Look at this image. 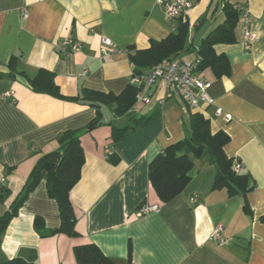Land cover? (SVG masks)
<instances>
[{"label": "crops", "instance_id": "crops-1", "mask_svg": "<svg viewBox=\"0 0 264 264\" xmlns=\"http://www.w3.org/2000/svg\"><path fill=\"white\" fill-rule=\"evenodd\" d=\"M192 1L187 15L191 50L179 56L190 61L202 39L223 21L221 0ZM243 3L254 34L251 49L245 50L239 25L236 44L214 47L227 56L231 75L216 79L210 70H199L212 83L216 105L232 120L216 117L213 107L190 112L163 83L148 93L152 108L137 101L118 118L103 108L102 120L109 124L82 134L85 164L71 192L81 237L41 238L36 233V217L49 229L60 226L58 205L42 181L2 236L3 259L76 264L73 248L93 243L116 264H127L131 243L132 264H264V0ZM177 26L158 0H0V182L8 190L5 202L0 201V220L38 160L58 149L59 136L85 128L97 116L81 102L33 92L24 77L10 73L11 57H21L17 70L30 78L41 69L54 73L64 97H77L83 90L119 95L131 85L134 66L128 55L102 56L101 37L134 53L164 40ZM67 39L80 47L63 52ZM155 112L157 117L112 145V125L121 127L134 116ZM190 113L208 119L212 133L224 131L230 137L224 151L241 164L242 174L254 179L256 189L246 201L242 195L230 197L226 189L213 190L215 169L205 155L203 162L204 157L194 160L192 180L179 196L157 212L140 215L142 205L160 204L148 178L149 165L169 145L189 137L185 121ZM108 148L120 158L118 165L106 159ZM219 224L225 228L223 245L210 240Z\"/></svg>", "mask_w": 264, "mask_h": 264}, {"label": "trees", "instance_id": "trees-1", "mask_svg": "<svg viewBox=\"0 0 264 264\" xmlns=\"http://www.w3.org/2000/svg\"><path fill=\"white\" fill-rule=\"evenodd\" d=\"M243 2L244 0H221L223 21L202 39L197 51L198 69L202 72L210 70L216 79L231 75V64L227 56L217 54L214 47L219 44L237 43L236 30L240 25L241 16L237 6H246ZM216 12L217 10L213 14ZM189 28V22L179 18L176 32L171 33L164 40L151 41L150 47L145 50H135L134 53L129 51L128 56L134 66V73L141 74L163 60L178 58L190 52ZM20 59L19 55H13L9 60L8 69L10 73L24 77L33 92L57 99L81 102L85 106L94 108L97 116L83 129L62 133L58 138V149L38 160L19 195L0 220V246L2 236L9 224L18 216L21 207L42 181L46 183L49 198L55 200L58 205L60 226L49 229L43 218L36 217L33 222L36 233L41 238L57 235L72 239L80 238L81 235L76 230L77 216L72 204L71 192L80 181L85 164V152L81 144L82 134L94 128L103 119V108L111 109L116 118L126 115L135 106L139 90L129 85L119 95L83 90L77 97H64L55 82L54 73L41 69L35 77L30 78L24 72L17 70ZM157 115L158 113L155 112L134 116L124 126L112 125V145H116L128 130L146 125ZM187 118L191 124L189 137L169 145L149 165L148 178L160 201L158 206L171 202L187 188L192 180L194 160H200L205 155L209 157L215 169L213 190L226 189L230 197L242 195L246 201L247 195L256 189V182L249 174H242L241 169L236 172L234 167L237 162L234 163V160L226 155L224 148L229 144L230 137L224 131L212 133L210 121L203 115L190 113ZM108 160L112 165H118L120 162V158L114 152ZM7 196L8 190L2 186L0 201L5 202ZM244 211L250 214L247 202L244 204ZM260 221L264 223V216ZM73 253L76 264H116L93 243L77 245L73 248ZM0 264L35 263L21 257L3 259L0 251ZM127 264H132L131 243L128 248Z\"/></svg>", "mask_w": 264, "mask_h": 264}, {"label": "built area", "instance_id": "built-area-1", "mask_svg": "<svg viewBox=\"0 0 264 264\" xmlns=\"http://www.w3.org/2000/svg\"><path fill=\"white\" fill-rule=\"evenodd\" d=\"M164 9L166 17L170 20H178L182 18L187 20L188 13L193 9L194 2L192 0H158ZM240 11V29L243 34L244 48L249 51L252 46L254 34L251 28V17L246 6H237ZM28 15L25 12L24 18ZM80 47V43L67 39L62 43L63 52L69 50L76 51ZM100 54L102 56L128 55L129 50L123 49L115 44L109 37H101ZM199 59L196 57L192 61L178 58L163 60L151 69L141 73L133 74L131 85L135 86L139 92L137 95L138 103L148 105L150 89L158 82L166 85L170 97L175 98L179 102L186 105L190 112L205 111L207 108H215L214 115L222 117L226 122L232 120V116L224 112V110L216 105L215 99L210 95L212 87L211 81L204 78L199 73ZM112 148L106 151V159L111 157ZM236 172H239L241 165L235 164ZM4 183L0 182V188ZM159 210L158 205L144 204L139 209L140 215H146ZM225 228L219 224L216 225L211 232L210 240L215 244H226L227 239L224 237Z\"/></svg>", "mask_w": 264, "mask_h": 264}, {"label": "water", "instance_id": "water-1", "mask_svg": "<svg viewBox=\"0 0 264 264\" xmlns=\"http://www.w3.org/2000/svg\"><path fill=\"white\" fill-rule=\"evenodd\" d=\"M158 82L151 88V90H150V96L153 94V92L156 90V88H157V86H158ZM99 125H108L109 123L108 122H106V121H104V120H102V121H100L99 123H98ZM185 125L187 126V129L190 131L191 130V124H190V121L187 119L186 121H185Z\"/></svg>", "mask_w": 264, "mask_h": 264}, {"label": "rangeland", "instance_id": "rangeland-1", "mask_svg": "<svg viewBox=\"0 0 264 264\" xmlns=\"http://www.w3.org/2000/svg\"><path fill=\"white\" fill-rule=\"evenodd\" d=\"M187 59H188V58H187ZM187 61H190V60L188 59ZM206 76H210V78H211V74H210V72H207V73H206ZM146 107H148V108H152V107H153V103H149L148 105H146ZM205 157L209 158L207 155H206ZM205 157L201 160L202 162L204 161Z\"/></svg>", "mask_w": 264, "mask_h": 264}]
</instances>
